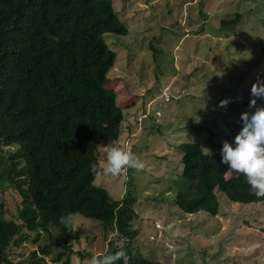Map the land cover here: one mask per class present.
I'll list each match as a JSON object with an SVG mask.
<instances>
[{
	"label": "rangeland",
	"instance_id": "obj_1",
	"mask_svg": "<svg viewBox=\"0 0 264 264\" xmlns=\"http://www.w3.org/2000/svg\"><path fill=\"white\" fill-rule=\"evenodd\" d=\"M113 5L128 34L103 35L117 55L107 88L117 94L125 122L119 141L100 147L98 167L109 147L135 154L144 167L115 177L96 174L94 182L116 202L135 197L138 236L132 255L164 264H264V202L232 203L218 191L217 216L184 212L176 202L183 184L178 146L198 143L205 153H218L240 130L241 113L264 107V99L251 94L253 84L264 85V0H113ZM237 14L236 25L222 26ZM222 100L226 106H220ZM17 150H0V214L6 220H15L22 206L7 178L9 154ZM69 236L73 254L53 230V238L29 233L9 258L28 264L36 252L50 264L65 253L58 264H89L93 255L126 243L79 214ZM54 242L61 246L53 245L49 255L41 252Z\"/></svg>",
	"mask_w": 264,
	"mask_h": 264
},
{
	"label": "trees",
	"instance_id": "obj_2",
	"mask_svg": "<svg viewBox=\"0 0 264 264\" xmlns=\"http://www.w3.org/2000/svg\"><path fill=\"white\" fill-rule=\"evenodd\" d=\"M239 20L237 14L222 26ZM107 33L128 34L113 0H0V150L18 148L9 154L7 178L22 200L15 220L0 214V264H13L10 249L29 233L53 238L57 230L73 254L69 227L59 222L68 213L97 220L105 232L126 240L107 252H125L117 264H164L132 255L135 197L116 202L94 182L100 147L117 143L125 122L117 94L107 88L117 58L103 39ZM178 150L183 184L176 202L184 212L217 216L218 191L232 203L264 202L243 176L227 177L220 152L205 153L198 143H182ZM53 245L61 246L54 242L41 252L49 255ZM28 264L49 263L33 252Z\"/></svg>",
	"mask_w": 264,
	"mask_h": 264
},
{
	"label": "clouds",
	"instance_id": "obj_3",
	"mask_svg": "<svg viewBox=\"0 0 264 264\" xmlns=\"http://www.w3.org/2000/svg\"><path fill=\"white\" fill-rule=\"evenodd\" d=\"M251 94L264 99V85L253 84ZM227 100L220 101V106H226ZM249 101V108L255 104ZM241 128L232 138L222 142L220 148V163L227 165L226 172L236 173L246 180L252 195L264 198V107H256L250 115L243 112L240 115ZM103 147V146H101ZM144 164L135 154L120 147H109L105 153L97 174L117 176L125 169L141 170ZM59 222L69 227L74 222V214L68 213L59 217ZM125 258L123 250L114 253L93 255L89 264H117Z\"/></svg>",
	"mask_w": 264,
	"mask_h": 264
},
{
	"label": "built area",
	"instance_id": "obj_4",
	"mask_svg": "<svg viewBox=\"0 0 264 264\" xmlns=\"http://www.w3.org/2000/svg\"><path fill=\"white\" fill-rule=\"evenodd\" d=\"M163 96L165 97V98H169V95H168V93L166 92V91H163ZM157 228L160 230L161 229V227L159 226V225H157Z\"/></svg>",
	"mask_w": 264,
	"mask_h": 264
},
{
	"label": "water",
	"instance_id": "obj_5",
	"mask_svg": "<svg viewBox=\"0 0 264 264\" xmlns=\"http://www.w3.org/2000/svg\"><path fill=\"white\" fill-rule=\"evenodd\" d=\"M221 249H223V246H222V245H221V247H220V250H221ZM217 254H218V253H216L215 256H216Z\"/></svg>",
	"mask_w": 264,
	"mask_h": 264
}]
</instances>
